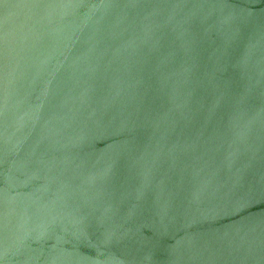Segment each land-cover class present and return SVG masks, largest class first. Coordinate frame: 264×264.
<instances>
[{
    "label": "water",
    "instance_id": "water-1",
    "mask_svg": "<svg viewBox=\"0 0 264 264\" xmlns=\"http://www.w3.org/2000/svg\"><path fill=\"white\" fill-rule=\"evenodd\" d=\"M0 264H264V0H0Z\"/></svg>",
    "mask_w": 264,
    "mask_h": 264
}]
</instances>
